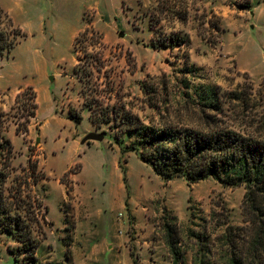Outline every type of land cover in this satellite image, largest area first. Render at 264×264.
Masks as SVG:
<instances>
[{
	"label": "rangeland",
	"instance_id": "1",
	"mask_svg": "<svg viewBox=\"0 0 264 264\" xmlns=\"http://www.w3.org/2000/svg\"><path fill=\"white\" fill-rule=\"evenodd\" d=\"M0 6L27 34L0 60V111L10 120L14 164L38 162L45 178L35 191L48 206L40 262L10 252L18 242L0 232V264H172L160 232L164 206L179 218L184 264H198L200 244L188 229L204 233L211 245L225 230V217L216 213L245 224L244 185L212 177L164 181L135 150L121 151L132 137L118 142L109 124H92L74 69L79 60L83 69L102 56V71L89 66L92 87L107 89L109 74L146 120L158 119V108L173 121L194 125L201 116L192 100L199 99L195 88L233 92L240 98H226L218 117L264 133V0H0ZM86 27L101 35V45L82 39L75 47ZM169 35L188 45H152ZM27 86L37 93V114L27 134H16L10 106ZM70 107L83 115L79 124ZM91 131L104 132V139L82 143Z\"/></svg>",
	"mask_w": 264,
	"mask_h": 264
},
{
	"label": "trees",
	"instance_id": "2",
	"mask_svg": "<svg viewBox=\"0 0 264 264\" xmlns=\"http://www.w3.org/2000/svg\"><path fill=\"white\" fill-rule=\"evenodd\" d=\"M0 24L3 25L0 27L1 60L27 34L1 6ZM82 39L87 40L89 45L102 44L101 35L90 27L75 37V47ZM164 41L171 46L188 45L187 40L173 35L157 39L152 45H167ZM83 52L87 55V48ZM93 59L95 62L88 60V66L83 69L80 60L75 65L74 70L82 83L79 91L82 103L90 110L89 117L94 126L109 124L116 131L118 142L125 134L132 137V144L121 146V151L126 148L135 150L138 157L150 164L164 181L185 178L190 182H199L212 177L226 185L245 186L241 205L245 224H230L227 212L216 213L225 217V221L220 222L225 224V230L211 245L204 241L207 237L204 233L188 229V236L196 237L200 244L195 262L264 264V133L237 129L218 117V114L224 113L221 103L226 98L239 99L240 96L233 92H220L212 86L195 88L194 94L199 99L192 97V100L198 103L201 116L194 125L167 118L149 98L147 102L151 108H157L159 118L149 117L146 120L124 101V93L116 89L109 74L105 73L107 89L102 91L92 87L93 72L89 66L98 71H102L103 67L102 56ZM142 88L146 93L151 92L144 86ZM19 89L10 106L15 118L11 120L15 123L16 134H27L31 119L37 114V93L32 86ZM74 110L69 108L70 118L79 124L83 115ZM7 120L0 111V232H7L18 242L16 248L8 247L10 252L16 253L17 250L24 254L28 263H39L36 253L46 237L43 223L48 206L36 193L35 186L45 175L38 168V162L31 158L27 165L14 164L15 150L6 134L10 121ZM163 211L160 232L171 262L184 264L186 250L182 247L179 218L166 206Z\"/></svg>",
	"mask_w": 264,
	"mask_h": 264
},
{
	"label": "water",
	"instance_id": "3",
	"mask_svg": "<svg viewBox=\"0 0 264 264\" xmlns=\"http://www.w3.org/2000/svg\"><path fill=\"white\" fill-rule=\"evenodd\" d=\"M104 136H105V133L104 132H94V131H91L89 133H87L83 139L81 140L82 143H85L87 141H90V140H102L104 139Z\"/></svg>",
	"mask_w": 264,
	"mask_h": 264
}]
</instances>
